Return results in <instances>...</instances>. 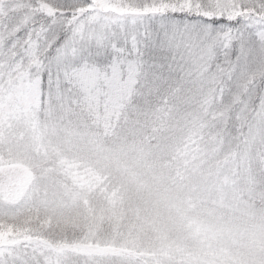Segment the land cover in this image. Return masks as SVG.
I'll return each instance as SVG.
<instances>
[{"label": "snow or ice", "instance_id": "1", "mask_svg": "<svg viewBox=\"0 0 264 264\" xmlns=\"http://www.w3.org/2000/svg\"><path fill=\"white\" fill-rule=\"evenodd\" d=\"M0 264H264V0H0Z\"/></svg>", "mask_w": 264, "mask_h": 264}, {"label": "rangeland", "instance_id": "2", "mask_svg": "<svg viewBox=\"0 0 264 264\" xmlns=\"http://www.w3.org/2000/svg\"><path fill=\"white\" fill-rule=\"evenodd\" d=\"M147 91L148 90L145 89L143 91V93H141L138 90L136 93H133L132 97L141 94V95H143V98H146ZM152 99H156V100L152 102L153 104L151 105V107L144 109L145 112H149V113L145 114L144 117L142 116V121L141 122H146V123L150 122L151 120L149 118H147V116L148 115H150V116L152 115V118L154 117L152 119V123H155L156 126H165V125L168 124L169 121H176L177 119H183L186 122V124H192V125L195 124V122L197 120V117L194 114L195 110L192 109L190 106L187 108V111L182 112L180 117H177V115H176V113L178 111L177 104L172 99L171 95H169V96H158V97L154 96V98H152ZM157 100H159L158 103H156ZM206 102L210 103V98ZM184 103L186 105H190L191 103H194V101L186 100ZM138 110H139V112H135L133 114H136V115L140 114L141 109H139V107H138ZM189 116L192 118L191 120H188ZM122 119L136 121L135 118H132L130 115L125 114V113H124V116H123ZM188 130L191 131V129H188ZM18 137H19V132L16 131V135H15L14 139H18ZM136 139H137V137L134 134H130L129 135V137H128L129 147L133 146V144L136 141ZM213 155L216 157L217 162L220 165H223L224 160H225L224 152H222L219 149H217V152L214 153Z\"/></svg>", "mask_w": 264, "mask_h": 264}, {"label": "trees", "instance_id": "3", "mask_svg": "<svg viewBox=\"0 0 264 264\" xmlns=\"http://www.w3.org/2000/svg\"><path fill=\"white\" fill-rule=\"evenodd\" d=\"M155 100L156 99L149 100L147 96H146V98H143V95H141V94L134 96L128 102L129 107L127 108L125 114L130 115L132 118H135L136 121L138 120L141 128L145 127V125L153 126V125H155V123H152V119L154 118V117L152 118V115L147 116V118H149L151 120L150 122L146 123V122H141V121H142V116L144 117L145 114L149 113V112H145L144 109L151 107V105L153 104L152 102ZM158 101L159 100H157L156 103H158ZM138 107H139V109H141L140 114H137V115L133 114L135 112H139Z\"/></svg>", "mask_w": 264, "mask_h": 264}]
</instances>
